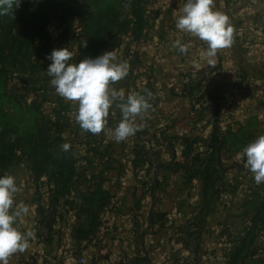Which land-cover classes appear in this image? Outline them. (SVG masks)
I'll list each match as a JSON object with an SVG mask.
<instances>
[{
  "label": "crops",
  "instance_id": "crops-1",
  "mask_svg": "<svg viewBox=\"0 0 264 264\" xmlns=\"http://www.w3.org/2000/svg\"><path fill=\"white\" fill-rule=\"evenodd\" d=\"M134 1L125 0L129 17ZM141 1L144 32L119 47L117 59L128 63L129 74L114 87L127 96L148 85L155 90V102L150 101V111L136 121L138 131L125 141L116 142L112 134L121 120L119 108L110 109L106 132H87L79 142L84 156L74 155L78 180L57 204L47 175L38 183L30 170L17 178L15 204L30 208L19 228L34 235L25 251L9 257V264H216L220 252L214 249L212 227L218 214L203 212L204 195L219 192L228 204L225 195L233 181L224 186L220 177L246 175L240 154L264 135V0H214L215 9L229 17L234 35L233 44L218 50L212 65L202 58L205 43L175 27L186 0ZM176 40L190 45L187 53L173 47ZM192 85L191 92L180 94ZM202 94L217 100L197 114L193 99ZM214 134L218 140L212 147ZM142 135L146 142L139 140ZM183 139L194 142L187 156ZM139 146L146 155L154 148L155 157L142 160ZM209 159L213 175L206 185ZM195 162L200 169L188 178L186 165ZM93 198L97 201L88 209ZM219 204L212 209L218 206V211ZM190 206H197L198 213L184 214ZM41 211L52 215L48 242L40 237ZM92 212L98 214V227L87 233ZM194 222L205 228L196 239L180 232ZM185 240L197 243L189 250ZM175 242L180 249H173ZM208 244L213 248H203Z\"/></svg>",
  "mask_w": 264,
  "mask_h": 264
},
{
  "label": "rangeland",
  "instance_id": "rangeland-1",
  "mask_svg": "<svg viewBox=\"0 0 264 264\" xmlns=\"http://www.w3.org/2000/svg\"><path fill=\"white\" fill-rule=\"evenodd\" d=\"M97 5V0H71L68 3L67 0H21L16 10L4 14L3 22H0V176L11 174L20 179L29 170L31 172L34 164L31 156L35 155L36 143L43 139L50 141L46 151L59 137L63 144L70 145L69 153L84 156L86 149L79 146V142L85 139L87 132L82 131L75 121L77 105L56 93L46 71L50 63L46 57L53 49L68 46L75 52L76 63L86 58L91 49L89 31L92 19H97ZM65 6L70 15L65 12ZM126 19L127 11H116L105 24L110 33H116L120 28L115 23ZM131 37L132 34L119 32L116 48H96L93 53L98 56L113 51L117 56L119 47ZM84 42L87 47L83 46ZM131 58L133 63L137 62L136 55L131 54ZM148 92L154 95L155 90L146 85L137 91L145 95ZM204 111L205 108H197L195 113ZM146 138L142 135L139 140L146 142ZM139 147L142 160L155 157L154 148L151 147L146 155L144 148ZM200 165V162L186 165L188 178L200 169ZM245 174L237 175L233 180L221 179L218 175L221 185L233 181L228 196L225 195L228 204L219 192L204 195L207 200L203 212L218 214L212 227L217 241L214 249L220 252L219 260L214 259L216 264H264V183L257 184L247 169ZM188 197L192 200L195 195ZM210 198L214 200H211L212 204ZM216 200L220 203L218 211V206L212 209L218 203ZM196 212L197 206H190L184 214ZM204 229L196 223L193 226L184 224L180 232L196 239ZM49 239L50 236L46 240L41 238V241L48 242ZM195 243L188 242L189 250ZM174 244L173 249H180L179 242ZM203 248L210 250L213 247L208 244ZM206 262L204 260V264Z\"/></svg>",
  "mask_w": 264,
  "mask_h": 264
},
{
  "label": "clouds",
  "instance_id": "clouds-1",
  "mask_svg": "<svg viewBox=\"0 0 264 264\" xmlns=\"http://www.w3.org/2000/svg\"><path fill=\"white\" fill-rule=\"evenodd\" d=\"M21 0H0V15L16 10ZM175 27L203 41L206 45L202 58L209 65L215 63L218 50L233 44L234 29L229 17L216 10L214 0H186L178 10ZM87 47V42L83 43ZM173 47L187 53L190 45L176 40ZM75 52L66 46L53 49L46 57L50 61L46 71L56 93L66 101L77 105L75 121L80 129L94 135L100 134L108 124L110 109L119 108L121 120L113 130L116 142L125 141L138 131L136 121L151 109V92L130 93L114 87L116 82L129 74L127 62L118 61L113 51H105L94 58L74 60ZM114 114V113H113ZM64 151L70 145H62ZM245 157L244 167L249 170L257 184L264 183V135L244 147L240 154ZM19 191L17 177L0 176V264H9V257L29 247L31 230L21 231L19 223L29 215L27 205L15 204Z\"/></svg>",
  "mask_w": 264,
  "mask_h": 264
},
{
  "label": "trees",
  "instance_id": "trees-1",
  "mask_svg": "<svg viewBox=\"0 0 264 264\" xmlns=\"http://www.w3.org/2000/svg\"><path fill=\"white\" fill-rule=\"evenodd\" d=\"M28 1V0H27ZM32 1V0H31ZM71 0H67V3ZM98 8L96 11L97 19H92L91 21V29L89 31V36L91 37V49L86 54V58H94L97 55L94 54V50L96 48L107 49L110 46L113 48L119 45V39L117 40V34L120 32H127L132 34L134 37H140L144 32V19H143V8L141 6V0H135L132 4H130L133 8L131 17L127 16V19L122 22H116V27H119L120 30L116 33H110L109 28L106 26L105 21L111 19L116 11H126V2L125 0H97ZM121 2V3H120ZM123 3V4H122ZM65 12L69 14L70 10L65 6ZM70 15V14H69ZM1 23L3 22V16L1 15ZM111 34V35H109ZM109 35V36H108ZM108 36V39L105 40V37ZM111 47V48H112ZM206 78V77H205ZM4 81V79L2 78ZM193 86V85H192ZM190 86L188 89L183 88L181 90V95L191 92L194 89V86ZM215 101V99L211 94H202L193 99V108L196 110L199 108H204L208 102ZM215 115H218L215 113ZM32 131V129L30 130ZM216 134L212 137L211 144L212 147L217 145ZM49 140H40L35 145V155L31 156L34 164L31 165V173L34 177V181L36 183L40 182L42 177L47 175L48 180L51 184H53V201L55 204L59 202V198L65 196L69 193L78 180L77 167L75 156L68 151H64L62 149V140L58 137L54 139L51 148L46 151L49 146ZM183 143L187 146L186 156L191 151V147L194 142L191 143L188 139H183ZM61 144V145H60ZM215 152V150H214ZM4 161V160H2ZM212 164V159L208 160V163L205 165L206 168L204 170L205 184L208 185L210 182V178L213 173L210 171ZM211 172V173H210ZM95 198L87 203V208L91 209L92 205L96 202ZM49 211V210H47ZM41 219L40 223L46 225L49 229V233L51 234V228L53 225L52 215L49 213L41 211ZM90 222L88 225L87 233H93L96 231L98 224V214L92 212L90 214ZM199 225V224H198ZM200 226V225H199Z\"/></svg>",
  "mask_w": 264,
  "mask_h": 264
},
{
  "label": "built area",
  "instance_id": "built-area-1",
  "mask_svg": "<svg viewBox=\"0 0 264 264\" xmlns=\"http://www.w3.org/2000/svg\"><path fill=\"white\" fill-rule=\"evenodd\" d=\"M156 98H157L156 94L154 93V95L153 94L151 95L150 101L155 102ZM205 107H206V105H205ZM39 226H40V237L42 238V240H46L50 236L49 229L46 227V225H43L41 223H39ZM81 262L83 263V260H81Z\"/></svg>",
  "mask_w": 264,
  "mask_h": 264
}]
</instances>
